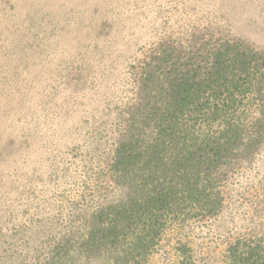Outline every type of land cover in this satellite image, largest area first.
I'll return each mask as SVG.
<instances>
[{
  "label": "rangeland",
  "instance_id": "rangeland-1",
  "mask_svg": "<svg viewBox=\"0 0 264 264\" xmlns=\"http://www.w3.org/2000/svg\"><path fill=\"white\" fill-rule=\"evenodd\" d=\"M229 39L264 54V0H0V264H47L52 250L54 264H103L107 249L83 240L144 184L112 168L123 136L150 131L143 64ZM259 102L217 207L176 209L145 264H228L234 243L264 244V85Z\"/></svg>",
  "mask_w": 264,
  "mask_h": 264
},
{
  "label": "trees",
  "instance_id": "trees-1",
  "mask_svg": "<svg viewBox=\"0 0 264 264\" xmlns=\"http://www.w3.org/2000/svg\"><path fill=\"white\" fill-rule=\"evenodd\" d=\"M221 41L194 50L169 45L143 64L139 82L148 106L138 125L150 131L123 136L112 168L138 171L144 184L138 198L112 204L83 240L107 249L103 264H145L176 209L189 216L219 204L218 182L232 152L258 124L264 85V54ZM246 244L229 247L228 264H264V244ZM52 253L47 264L56 256L62 261ZM178 264H194L193 258L186 254Z\"/></svg>",
  "mask_w": 264,
  "mask_h": 264
}]
</instances>
